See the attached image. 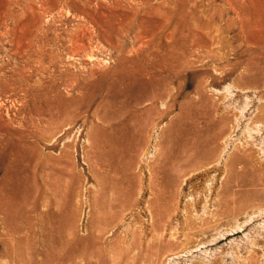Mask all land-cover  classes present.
Instances as JSON below:
<instances>
[{"label": "rangeland", "instance_id": "1", "mask_svg": "<svg viewBox=\"0 0 264 264\" xmlns=\"http://www.w3.org/2000/svg\"><path fill=\"white\" fill-rule=\"evenodd\" d=\"M0 264H264V0H0Z\"/></svg>", "mask_w": 264, "mask_h": 264}, {"label": "bare ground", "instance_id": "2", "mask_svg": "<svg viewBox=\"0 0 264 264\" xmlns=\"http://www.w3.org/2000/svg\"><path fill=\"white\" fill-rule=\"evenodd\" d=\"M81 46V45H80ZM147 86V85H146ZM155 99V97H151V98H148L147 100L150 101V102H153V100Z\"/></svg>", "mask_w": 264, "mask_h": 264}]
</instances>
